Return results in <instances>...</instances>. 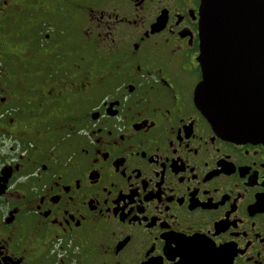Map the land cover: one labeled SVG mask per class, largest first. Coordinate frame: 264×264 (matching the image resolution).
Instances as JSON below:
<instances>
[{"label":"flooded vegetation","instance_id":"1","mask_svg":"<svg viewBox=\"0 0 264 264\" xmlns=\"http://www.w3.org/2000/svg\"><path fill=\"white\" fill-rule=\"evenodd\" d=\"M201 5L0 0V264H264V143L196 102Z\"/></svg>","mask_w":264,"mask_h":264},{"label":"water","instance_id":"2","mask_svg":"<svg viewBox=\"0 0 264 264\" xmlns=\"http://www.w3.org/2000/svg\"><path fill=\"white\" fill-rule=\"evenodd\" d=\"M200 38L199 108L218 134L264 143V0H202Z\"/></svg>","mask_w":264,"mask_h":264},{"label":"snow or ice","instance_id":"3","mask_svg":"<svg viewBox=\"0 0 264 264\" xmlns=\"http://www.w3.org/2000/svg\"><path fill=\"white\" fill-rule=\"evenodd\" d=\"M193 7H195V5H193ZM204 239H205L204 237L192 236V235L172 236L169 239L170 254L173 255L174 257L184 256V253L186 252L187 249L203 241ZM172 240L176 241L177 245H179L178 248H172ZM224 247L226 248L227 245H225ZM218 250L223 251L224 249H218ZM151 264H162V261L160 258H157L156 260L151 261ZM179 264H189L187 257L184 256L183 259H180Z\"/></svg>","mask_w":264,"mask_h":264}]
</instances>
